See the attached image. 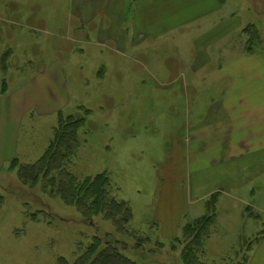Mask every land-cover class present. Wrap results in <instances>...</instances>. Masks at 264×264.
I'll return each instance as SVG.
<instances>
[{"label": "rangeland", "instance_id": "1", "mask_svg": "<svg viewBox=\"0 0 264 264\" xmlns=\"http://www.w3.org/2000/svg\"><path fill=\"white\" fill-rule=\"evenodd\" d=\"M137 1L0 0V264H73L94 237L126 243L138 264H183L171 243L208 214L213 196L203 262L264 264V151L243 153L244 129L230 138V82L218 77L249 53L250 24L264 63V0H214L218 13L169 34L197 14L181 8L188 0ZM224 33L211 58L197 55ZM60 112L86 120L71 171L110 177L113 196L132 209L129 230L150 240L144 248L102 215L24 186L11 169L14 158L30 164L44 154Z\"/></svg>", "mask_w": 264, "mask_h": 264}, {"label": "trees", "instance_id": "2", "mask_svg": "<svg viewBox=\"0 0 264 264\" xmlns=\"http://www.w3.org/2000/svg\"><path fill=\"white\" fill-rule=\"evenodd\" d=\"M243 32L249 37L247 50L253 53L255 44L261 41L260 34L253 24L248 25ZM5 85L4 82L3 92ZM84 113L88 115L90 110L86 109ZM58 118L54 137L44 154L30 164H22L14 158L11 169L17 170V176L24 186L35 188L41 185L44 193L60 197L65 205L75 207L86 217L102 215L114 223L118 233L133 238L135 245L144 248L150 240L129 230L128 226L133 219L132 209L127 202L113 196L110 177L99 174L79 178L70 169L81 146L80 130L85 124V118L71 115L64 117L61 112ZM3 202L4 197L0 193V206ZM215 206L216 199L213 196L208 202V214L187 223L183 227V238H176L171 243L172 251L181 248L183 264H206L202 260L205 255L204 244L210 237L215 221ZM36 217L31 216L32 219ZM106 239L94 237L73 264H138L123 253L126 243ZM157 245L163 247L162 243Z\"/></svg>", "mask_w": 264, "mask_h": 264}, {"label": "crops", "instance_id": "3", "mask_svg": "<svg viewBox=\"0 0 264 264\" xmlns=\"http://www.w3.org/2000/svg\"><path fill=\"white\" fill-rule=\"evenodd\" d=\"M168 2L169 0L137 1L138 5L143 4V6L145 7H154L157 5L160 7H165L168 5ZM207 3L208 4H206V7L209 6V9H205L204 11L200 10V8H202L201 0H188L185 5H181V8L185 7V9L189 13L197 14L187 17L191 19L186 22H180L169 29L167 28L165 33L169 34L171 32L181 30L185 31L186 29H189L192 24L199 23L200 21L198 20V18L202 17L203 19H205L211 14L218 13L222 8V6H216L214 4V0H207ZM144 26L148 27V29L151 31H155L156 29H158L155 27H151L150 25ZM216 29H214L213 31H215ZM213 31L209 32L208 34H211ZM140 33L143 37L146 36L143 32ZM162 33L163 31L159 30L157 38H161L160 35ZM227 35L228 33H224L218 36L215 35L214 38L209 41V45L206 47L204 53H198L197 55L201 57L211 58V50L214 49V46H218L219 44H221ZM151 41L155 43L154 39H152ZM255 57H257V55L254 52L247 53L241 64H229V66H226L224 69L221 68L218 74V77L227 78L230 82L228 88L224 91L223 102L224 109L229 113L228 118H230V125L232 124L235 126L234 133H232L233 136L230 138L233 139L234 135H237L238 132H241L240 130H245L244 134L245 137H247V142L246 147L242 148V151L245 155L251 152L255 153L258 151H264V63L257 61V58ZM2 59L3 58L1 57L0 73L3 71ZM261 59L264 61V58L261 57ZM204 66L205 65H201L198 68L197 72H201L204 69ZM201 82L203 84L205 83V81ZM1 91H3V87L1 88L0 92ZM257 118L259 120H257ZM249 134H251V136H247ZM228 151H230V149ZM251 261L244 264H252Z\"/></svg>", "mask_w": 264, "mask_h": 264}]
</instances>
